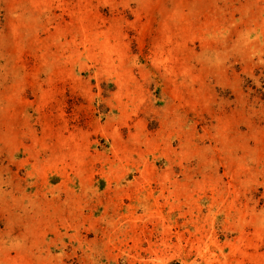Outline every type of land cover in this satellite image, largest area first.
<instances>
[{
	"label": "rangeland",
	"instance_id": "obj_1",
	"mask_svg": "<svg viewBox=\"0 0 264 264\" xmlns=\"http://www.w3.org/2000/svg\"><path fill=\"white\" fill-rule=\"evenodd\" d=\"M0 264H264V0H0Z\"/></svg>",
	"mask_w": 264,
	"mask_h": 264
}]
</instances>
